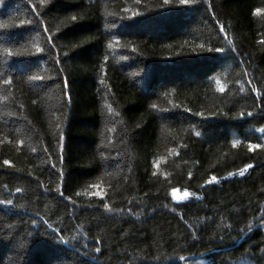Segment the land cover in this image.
Instances as JSON below:
<instances>
[{"label": "trees", "instance_id": "1", "mask_svg": "<svg viewBox=\"0 0 264 264\" xmlns=\"http://www.w3.org/2000/svg\"><path fill=\"white\" fill-rule=\"evenodd\" d=\"M0 201V264H264V0H0Z\"/></svg>", "mask_w": 264, "mask_h": 264}, {"label": "snow or ice", "instance_id": "2", "mask_svg": "<svg viewBox=\"0 0 264 264\" xmlns=\"http://www.w3.org/2000/svg\"><path fill=\"white\" fill-rule=\"evenodd\" d=\"M166 2H167V0H166ZM188 2V0H181V3H187ZM257 11H259V10H257ZM5 83H8L7 81H5ZM224 89H223V87H221L220 88V91H223ZM253 91H255V89H253ZM153 107H155V105H153ZM61 139H62V137H61ZM238 143V141H234L233 142V146L235 147L236 146V144ZM249 150L251 151V150H253V149H256V148H260V147H262L261 145H259V144H249ZM8 163V161H5V164H7ZM247 167H251V165H248ZM240 175H243L244 174V172L243 171H241L240 173H239ZM229 175H232V173H229ZM217 180V178L215 177V176H213V177H211V180L209 181V183H211V182H215ZM17 191H19V189H17ZM175 192H176V189H173V194H175ZM95 195H100V193L99 192H97V193H95ZM190 194L188 193V192H185L184 193V197H187V196H189ZM0 203H3L2 201H0ZM7 203L8 204H11V201H7ZM104 208H105V210H111L110 209V206L107 204V203H105L104 204ZM97 251H99V249H97ZM181 259H183V257H181Z\"/></svg>", "mask_w": 264, "mask_h": 264}, {"label": "rangeland", "instance_id": "3", "mask_svg": "<svg viewBox=\"0 0 264 264\" xmlns=\"http://www.w3.org/2000/svg\"><path fill=\"white\" fill-rule=\"evenodd\" d=\"M243 172H244V170H243ZM240 173V172H239ZM236 174V175H240V174ZM228 178L229 177H231L230 175L229 176H227ZM184 193L185 192H180V193H175V194H173L174 195V198L177 200V201H179V202H182L184 199H186V198H191V197H194V195H191L189 192V196H187V197H184Z\"/></svg>", "mask_w": 264, "mask_h": 264}]
</instances>
